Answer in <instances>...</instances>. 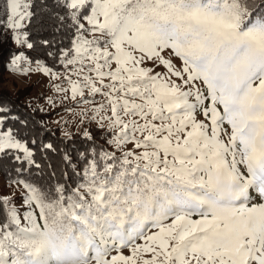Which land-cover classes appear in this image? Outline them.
<instances>
[{
    "label": "snow or ice",
    "instance_id": "obj_1",
    "mask_svg": "<svg viewBox=\"0 0 264 264\" xmlns=\"http://www.w3.org/2000/svg\"><path fill=\"white\" fill-rule=\"evenodd\" d=\"M4 43L79 119L0 103V264H264V0H0Z\"/></svg>",
    "mask_w": 264,
    "mask_h": 264
},
{
    "label": "rangeland",
    "instance_id": "obj_2",
    "mask_svg": "<svg viewBox=\"0 0 264 264\" xmlns=\"http://www.w3.org/2000/svg\"><path fill=\"white\" fill-rule=\"evenodd\" d=\"M24 88L30 90V93L28 94L29 98L27 97V100L30 99V103L33 106L39 109H45V114H52L47 120V124L50 128H56L59 131L60 125L54 122L60 121V124L62 125L64 121H68V130L71 132H76V127L73 122L78 121L79 118L75 116L72 112L64 110L66 107H72V102L69 101L65 105H60L59 98L56 97V94L51 92L49 89L47 78L39 74H33L25 77L22 75L14 74L12 71L9 70L6 74L5 83L0 85V89L12 95ZM49 96H54L56 98L57 106L55 108L51 107L46 102L45 98ZM76 111H79V109L77 108ZM4 183L5 181L0 180V187H2ZM3 190L7 191V189Z\"/></svg>",
    "mask_w": 264,
    "mask_h": 264
},
{
    "label": "trees",
    "instance_id": "obj_3",
    "mask_svg": "<svg viewBox=\"0 0 264 264\" xmlns=\"http://www.w3.org/2000/svg\"><path fill=\"white\" fill-rule=\"evenodd\" d=\"M41 38H48V34L45 33ZM9 47H14V45H10L8 43H4L3 45H0V55H2V59H0V85L5 83L6 74L9 71L7 67V61L9 57L7 53L5 52V49ZM29 93H30V90L26 88L17 91L14 95L0 89V103H6L10 108L13 109V111L16 114L21 115V116H27L30 118V121L31 119L43 120L47 124V120L52 114L51 113L45 114L44 112H40V111H36L35 114H33V110L39 109V108L33 106L30 103V99L27 100ZM51 129H53L56 132V137L60 136V133L56 128H51ZM76 146L78 148L84 147L83 143L79 141L78 138L76 140ZM53 160L54 162H56L58 161V158L53 157ZM0 180L6 181V177L4 176L2 169H0Z\"/></svg>",
    "mask_w": 264,
    "mask_h": 264
}]
</instances>
